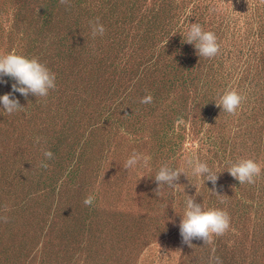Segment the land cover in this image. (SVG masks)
<instances>
[{"label":"rangeland","instance_id":"obj_1","mask_svg":"<svg viewBox=\"0 0 264 264\" xmlns=\"http://www.w3.org/2000/svg\"><path fill=\"white\" fill-rule=\"evenodd\" d=\"M193 23L215 33V57L185 42ZM13 51L56 88L0 81L22 106L0 105V264H264V0H0V55ZM228 88L244 98L235 114L216 105ZM133 152L147 163L125 169ZM242 157L262 166L254 184L227 171ZM165 164L188 175L175 189L155 180ZM188 198L226 210L230 229L184 243Z\"/></svg>","mask_w":264,"mask_h":264},{"label":"clouds","instance_id":"obj_2","mask_svg":"<svg viewBox=\"0 0 264 264\" xmlns=\"http://www.w3.org/2000/svg\"><path fill=\"white\" fill-rule=\"evenodd\" d=\"M67 2L68 0H60L61 4H66ZM90 23L93 37L98 34L101 36L104 34L105 28L99 22V18L95 22ZM185 42L194 44L200 57L213 58L219 53V44L215 33L204 30L198 23H193L190 26ZM5 76L11 77L15 81L12 85V91L19 92L25 97L30 93L36 97H47L49 91L56 88L55 74L45 64L40 62L38 58H30L14 51L0 55V81ZM4 82L6 83V81ZM243 99L237 90L228 88L216 100V105L217 107H222L223 112L235 114ZM152 100L151 93H148L141 98L140 102L149 104L152 103ZM0 105L3 106V109L8 114H12L22 108L19 100L12 98V93L0 96ZM39 140L40 138L37 137L36 142L39 143ZM43 155L45 161L41 162V167L47 168L48 164L46 161L52 159L54 153L51 150H45ZM142 159L146 164L147 157H142L140 154L133 152L124 165L125 169L135 167ZM186 163L192 169L194 176H205L207 181H211L213 185L216 184L218 173L212 171L206 162H202L198 158H189ZM227 171L241 185L245 183L254 184L256 177L261 175L262 166L253 158L242 157L230 162ZM181 173L187 175L183 169L172 168L165 164L159 168L155 180L159 185L166 184L169 188L175 189L177 185L175 181H178ZM94 199L93 195H88L83 203L85 206H91L94 203ZM221 203H224V201L221 200ZM185 205L179 228L183 242L190 247L193 239H202L205 244H211L214 236H223L230 229V215L226 210L203 206L195 202L194 198H188L185 201ZM209 264H222V261L218 257H210Z\"/></svg>","mask_w":264,"mask_h":264}]
</instances>
